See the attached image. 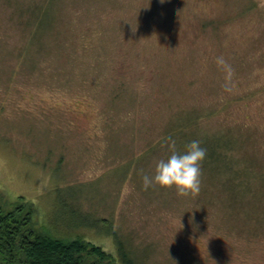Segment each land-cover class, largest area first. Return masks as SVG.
<instances>
[{"label":"rangeland","instance_id":"1","mask_svg":"<svg viewBox=\"0 0 264 264\" xmlns=\"http://www.w3.org/2000/svg\"><path fill=\"white\" fill-rule=\"evenodd\" d=\"M40 2L0 0V204L117 264L112 233L134 264H264V0H54L30 44ZM186 110L233 139L231 188H143Z\"/></svg>","mask_w":264,"mask_h":264},{"label":"trees","instance_id":"2","mask_svg":"<svg viewBox=\"0 0 264 264\" xmlns=\"http://www.w3.org/2000/svg\"><path fill=\"white\" fill-rule=\"evenodd\" d=\"M52 2L54 0H42L33 5L31 27L26 32L28 43L40 45L41 36L53 19ZM25 64L33 65L31 62ZM205 112L178 111L168 123L167 130L170 131L167 132L173 133L171 139L175 141L176 150L181 153L188 143L199 140L201 147L206 150L201 162V173H211L215 179L226 177L219 184L231 188L227 176H235V173L231 168L233 160L226 152L232 147L233 139L222 131L197 129V119ZM242 171L239 172L243 175ZM32 209V204L20 194L5 205L0 204V264H117L112 254L88 239L52 236L34 227ZM112 235L119 262L134 264L118 237L114 233Z\"/></svg>","mask_w":264,"mask_h":264},{"label":"clouds","instance_id":"3","mask_svg":"<svg viewBox=\"0 0 264 264\" xmlns=\"http://www.w3.org/2000/svg\"><path fill=\"white\" fill-rule=\"evenodd\" d=\"M164 3V0H160ZM170 155L160 159L155 164L153 175L143 174V188L159 187L174 190L179 197H193L201 191V162L206 156V150L201 147L199 140H193L185 147L184 152H178L175 141L167 138Z\"/></svg>","mask_w":264,"mask_h":264}]
</instances>
